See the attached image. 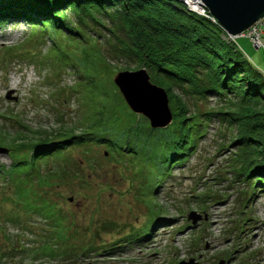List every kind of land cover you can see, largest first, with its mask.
Instances as JSON below:
<instances>
[{"label":"rangeland","instance_id":"1","mask_svg":"<svg viewBox=\"0 0 264 264\" xmlns=\"http://www.w3.org/2000/svg\"><path fill=\"white\" fill-rule=\"evenodd\" d=\"M65 15L72 23V32L56 35L53 45L51 34L42 37L23 23L0 25V136L16 137L20 144L63 131L81 135L86 110L81 97L71 89L79 80L80 68L109 88V93L104 89L108 93L106 105L115 109V119H121L120 131L132 123L125 118L127 113L125 109L122 112L120 103L138 120L143 117L131 111L113 82L117 73L125 71L144 70L149 82L165 91L172 119L160 129L180 121V117L173 119L171 102L184 107L185 101L188 116L207 110L237 112L233 102H194L179 90L155 84L144 66L114 56L112 34L105 27L84 25V33L93 37L84 41L75 33L76 15ZM245 38L227 36L225 40L247 51L264 70V39L258 38L257 47ZM260 105L253 110L263 114L264 102ZM247 108L243 113H253L252 107ZM230 133L212 119L183 166L141 178L134 173L132 155L125 158V165H118L104 153V147H88L84 156L81 148H70L67 158L75 160L78 167L66 168L69 174L58 178L56 186L43 188H37L34 176L26 175L23 164L12 167L15 157L31 165L30 154L25 150L13 157L0 145V264H264V193L249 200L252 189L233 177L229 158L232 147H226ZM234 134L236 130L231 138ZM82 157L86 159L84 164ZM62 168L63 163L56 167L51 163L47 167L38 165L40 174L47 169L61 172ZM83 176L90 181L88 186L82 184ZM157 183L159 187L153 192ZM27 202L29 206H25ZM191 211L202 217L195 226L187 220ZM52 222L63 225L61 233L70 236L74 261L64 259V255H44V245L48 244V249L53 246L48 239L55 236ZM143 230L150 232L138 240L136 236ZM54 241L55 249L63 251L62 240L56 236ZM89 241L98 247V255L81 259L80 248ZM119 244L122 247L116 248Z\"/></svg>","mask_w":264,"mask_h":264},{"label":"trees","instance_id":"2","mask_svg":"<svg viewBox=\"0 0 264 264\" xmlns=\"http://www.w3.org/2000/svg\"><path fill=\"white\" fill-rule=\"evenodd\" d=\"M66 13L76 15L77 26L74 25V28L78 31L75 33L84 41L93 38L84 33V25L94 23L95 26L105 27L112 34L116 50H113L114 56L139 67L144 66L155 84L179 90L194 102L212 99L225 105L233 102L237 105V112L207 110L188 116L185 101L184 107L171 102L173 119L180 117V121L166 130H158L147 127L143 117L138 120L124 103H120L122 112L125 109L127 113L125 118L132 122L120 131L121 119H115V109L106 105L108 97L105 96L109 88L94 75L89 77L85 68H80L79 80L71 89L81 97L83 110H86L81 135H68L63 131L20 144H17L16 137L0 136V145L6 147L13 157L25 150L30 154L31 165L15 157L12 167L23 164L26 175L34 176L32 181L37 188L56 186L58 178L69 174L66 168L78 167L75 160L67 158L70 148H81L84 156L90 150L88 147L101 146L118 165H125V158L132 155L134 173L137 172L139 178L154 171L162 175L187 162L195 151L197 141L204 136L207 123L216 119L231 132L226 137V147H232L229 158L233 163V177L245 188L252 189L249 200L257 193H264V113L253 110L264 102V76L235 47L237 45L225 40L227 35L218 24L188 11L179 0H0V25L23 23L31 32L42 37L51 34V45L56 35L64 36L70 31L72 23ZM69 37L73 38L72 35ZM106 88L107 94L104 91ZM113 93L116 94L115 91ZM246 107H252L253 113H243ZM235 130L236 134L231 138ZM57 135L60 138L51 139ZM82 160L86 159L82 157ZM87 160L89 163V158ZM41 163L46 167L50 163L54 167L63 163V168L61 172L47 169L40 174L38 165ZM89 167L91 170L95 168ZM81 182L86 186L90 183L85 176L81 177ZM158 187L157 183L153 192ZM35 192L32 191L33 194ZM44 194L42 192L45 197ZM25 206H29L28 202ZM58 222H52L55 236L48 238L53 246L48 249L45 242L47 245H44L43 253L53 258L64 255V259L74 261V245L68 243L70 236L61 233L64 226ZM149 232L143 230L136 238L144 239ZM56 236L68 251L65 248L63 251L55 249ZM85 243L87 246L80 248L81 259L84 255H98V247L91 241ZM117 247L122 246L119 244Z\"/></svg>","mask_w":264,"mask_h":264},{"label":"water","instance_id":"3","mask_svg":"<svg viewBox=\"0 0 264 264\" xmlns=\"http://www.w3.org/2000/svg\"><path fill=\"white\" fill-rule=\"evenodd\" d=\"M196 1L200 7L207 9L208 14L230 39L239 37L264 17V0ZM113 82L119 88L131 111L146 118L152 129L165 128L171 122L165 91L151 84L144 70L117 73L113 77ZM9 94L11 92L8 93L7 98H10ZM201 219L202 217L194 211L189 212L187 217L192 226L198 224ZM179 264H192V262ZM218 264H224V261Z\"/></svg>","mask_w":264,"mask_h":264},{"label":"built area","instance_id":"4","mask_svg":"<svg viewBox=\"0 0 264 264\" xmlns=\"http://www.w3.org/2000/svg\"><path fill=\"white\" fill-rule=\"evenodd\" d=\"M184 5H186L187 10L191 11V12H195L196 14L200 15V16H204L208 19H210L211 22H213L214 24H217L216 21L214 20V18L209 15L206 14L204 12V10H202L201 8H194L195 6H193L191 3V0H183ZM197 9V10H196ZM199 9V11H198ZM264 25V17L261 18L259 21H257L248 31L244 32L242 35H240L239 37H247L249 38V40H251V42L255 45V46H259L260 45V41L258 40V38H260V35L262 34V27Z\"/></svg>","mask_w":264,"mask_h":264},{"label":"crops","instance_id":"5","mask_svg":"<svg viewBox=\"0 0 264 264\" xmlns=\"http://www.w3.org/2000/svg\"><path fill=\"white\" fill-rule=\"evenodd\" d=\"M242 38H245V37H242ZM245 39H247V38H245ZM262 39H264V29L262 30V34H261V37H260V40H262ZM237 43V42H236ZM252 44V43H251ZM241 50V49H240ZM257 50V49H256ZM243 53H244V55L247 57V59H249V61L257 68V69H259V70H261L260 69V63L258 62V61H256L255 59L253 60L250 56H249V54H248V52L247 51H243V50H241ZM251 50H250V54H251ZM253 53V52H252ZM252 55V54H251ZM261 71H263L264 72V70H261Z\"/></svg>","mask_w":264,"mask_h":264},{"label":"bare ground","instance_id":"6","mask_svg":"<svg viewBox=\"0 0 264 264\" xmlns=\"http://www.w3.org/2000/svg\"><path fill=\"white\" fill-rule=\"evenodd\" d=\"M180 2H183V0H179ZM191 4L193 5V6H195L194 8H198V5H197V1L196 0H191ZM184 3V2H183ZM199 8H201L200 6H199ZM197 10V9H196ZM202 10H204V12L206 13V14H208V11H207V9H205L204 7H202ZM193 13H195V12H193ZM213 23V22H212Z\"/></svg>","mask_w":264,"mask_h":264}]
</instances>
